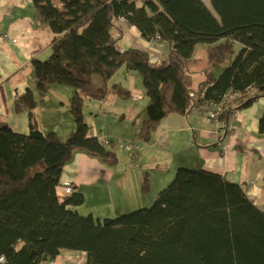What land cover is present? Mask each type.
<instances>
[{"label":"trees","instance_id":"obj_1","mask_svg":"<svg viewBox=\"0 0 264 264\" xmlns=\"http://www.w3.org/2000/svg\"><path fill=\"white\" fill-rule=\"evenodd\" d=\"M32 1L56 36L50 57L32 61L35 88L15 98L16 112L31 113L30 132L0 123V264L50 262L63 250L85 251L87 264H264V209L219 173L180 167L152 203L117 216L102 215L81 192L58 194L76 153L119 162L115 147L91 135L84 118L95 74L107 81L125 67L141 76L149 97L137 128L143 143L156 138L170 113L223 103L218 121L228 128L232 113L264 97V0ZM122 18L152 43L167 42L168 54L153 63L143 48H122ZM200 43L207 45V67L194 86ZM57 85L76 89L67 138L44 132L33 113ZM259 125L264 137V114ZM150 187L147 172L141 189L147 194ZM84 203L88 214L79 210Z\"/></svg>","mask_w":264,"mask_h":264},{"label":"crops","instance_id":"obj_2","mask_svg":"<svg viewBox=\"0 0 264 264\" xmlns=\"http://www.w3.org/2000/svg\"><path fill=\"white\" fill-rule=\"evenodd\" d=\"M136 1L138 6L143 3ZM121 24L124 28L122 48H143L149 52L153 63L160 62L170 51L167 42L152 43L126 19L122 18ZM55 36L40 20L32 0H0V123H7L16 133L30 132L31 113L16 112L15 98L30 87L35 88L32 61L50 57ZM90 81L97 98L94 115L85 118L90 134L109 139L119 162L109 166L98 156L78 152L65 165L60 184L69 183L74 193L85 194L87 201L95 200L102 215L117 216L113 197H109L112 190L114 198L121 204L126 203L129 211L148 206L180 167L219 173L229 182L243 186L248 196L264 209V137L259 125L264 97L232 113L228 128L209 118L210 106L205 102L196 105L188 114L170 113L158 126L156 138L143 143L137 139V128L149 97L145 94L141 76L121 67L107 81L101 80L99 75H93ZM72 88L66 85L52 87L38 105L40 114L33 110L44 132L55 131L67 138L74 130L70 110L66 109L70 108ZM87 112L84 108V113ZM68 118L71 119L70 132L60 133L59 124ZM128 141L139 144L132 155L124 149L130 143ZM147 172L151 190L145 194L140 185L142 175ZM132 179L133 185L130 184ZM86 209V203L79 208L81 211ZM43 264H87V253L63 250L55 260Z\"/></svg>","mask_w":264,"mask_h":264},{"label":"rangeland","instance_id":"obj_3","mask_svg":"<svg viewBox=\"0 0 264 264\" xmlns=\"http://www.w3.org/2000/svg\"><path fill=\"white\" fill-rule=\"evenodd\" d=\"M210 4V2H208ZM11 41V40H10ZM12 42H17V41H12ZM241 47L240 46H236V51H235V54L234 55V58L236 57V54L239 52V49ZM206 51H207V45L204 44V43H200L196 49H195V52H194V57L197 58V64L193 67L195 73L193 75V80H194V86H197L201 81L202 79L204 78V75H203V70L205 69V67H207V56H206ZM163 59V57H162ZM161 59V60H162ZM229 63V60L228 61H225V64L221 67V68H218L216 69V74L217 75H220L226 68V66L228 65ZM97 75V74H95ZM100 76V75H99ZM103 78L101 77V80ZM55 87V86H53ZM69 88H72L69 86ZM88 89H92V87L89 85ZM52 90V87L50 88V91ZM75 91L76 89L75 88H72V92H71V95L73 96L75 94ZM71 96V97H72ZM85 96H88L87 98H85V101H86V107H85V110H87L88 112L85 114L84 113V118H86V120L88 118H91L93 115H94V112H95V109H96V102H97V98L94 96V93L92 92L91 95H84ZM35 112L39 115L40 114V107H35ZM66 109H69V106L66 108ZM211 112V109H208V115L210 114ZM59 113V112H58ZM264 114V112H263ZM62 116V113L60 114ZM209 118H210V115H209ZM73 122H74V127H75V121H74V118H73ZM71 123V119L68 118V119H63L61 121V123L59 124L60 128H59V131L60 133H63L64 130H67V132L69 133L70 130H68V125ZM215 124H218L219 122H214ZM130 142V141H128ZM112 144H108L106 145L107 146H110ZM123 145V143H122ZM121 145V146H122ZM129 146H133L132 148H129ZM139 147V144L137 142H130L129 145H126L124 147V149L127 150V154H131L132 155V152L133 151H136L135 149H138ZM130 184L133 185L134 184V180L132 179L130 181ZM140 188H141V185H140ZM143 191V190H142ZM115 196V193H114V190H112V192L110 193L109 197L112 199V205L113 207L115 208V214L116 215H121V214H125L126 212H129V209L127 208V204L124 203V204H121L120 202L117 201L116 198H114ZM82 214H88V212H85V210H82L81 212Z\"/></svg>","mask_w":264,"mask_h":264},{"label":"built area","instance_id":"obj_4","mask_svg":"<svg viewBox=\"0 0 264 264\" xmlns=\"http://www.w3.org/2000/svg\"><path fill=\"white\" fill-rule=\"evenodd\" d=\"M4 37H7V35L5 34ZM192 95H194V94L192 93ZM222 104L223 103H219V104H215V105L211 106L212 108H211V112L209 115H210V119L213 122H219L217 113L220 111ZM218 124H220V122ZM101 141L104 145H107L110 142L106 137H102ZM127 145H129V144H127ZM132 147L133 146H129V148H132ZM73 191H74L73 186L69 183L68 184H61L60 187L58 188V194L61 198L63 196L71 195L73 193ZM0 260L3 261L4 258L1 257ZM40 264H43V263H40Z\"/></svg>","mask_w":264,"mask_h":264}]
</instances>
